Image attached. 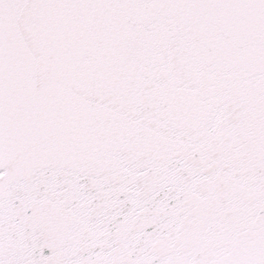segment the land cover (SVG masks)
Instances as JSON below:
<instances>
[{"label": "snow or ice", "instance_id": "1", "mask_svg": "<svg viewBox=\"0 0 264 264\" xmlns=\"http://www.w3.org/2000/svg\"><path fill=\"white\" fill-rule=\"evenodd\" d=\"M0 264H264V0H0Z\"/></svg>", "mask_w": 264, "mask_h": 264}]
</instances>
